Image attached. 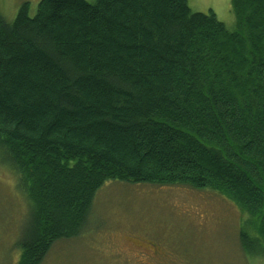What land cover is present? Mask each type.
Returning <instances> with one entry per match:
<instances>
[{
	"label": "trees",
	"instance_id": "16d2710c",
	"mask_svg": "<svg viewBox=\"0 0 264 264\" xmlns=\"http://www.w3.org/2000/svg\"><path fill=\"white\" fill-rule=\"evenodd\" d=\"M29 9L0 13V163L28 210L14 264L86 232L111 182L221 195L264 259V0H232L234 28L189 0Z\"/></svg>",
	"mask_w": 264,
	"mask_h": 264
},
{
	"label": "rangeland",
	"instance_id": "374dc122",
	"mask_svg": "<svg viewBox=\"0 0 264 264\" xmlns=\"http://www.w3.org/2000/svg\"><path fill=\"white\" fill-rule=\"evenodd\" d=\"M25 1L35 15L40 0H0V13L12 21ZM189 5L236 26L232 0ZM15 184L16 175L0 163V264L17 262L28 212ZM96 196L90 228L55 242L42 264H264L240 244L238 208L213 191L111 182Z\"/></svg>",
	"mask_w": 264,
	"mask_h": 264
},
{
	"label": "bare ground",
	"instance_id": "6f19581e",
	"mask_svg": "<svg viewBox=\"0 0 264 264\" xmlns=\"http://www.w3.org/2000/svg\"><path fill=\"white\" fill-rule=\"evenodd\" d=\"M27 200V199H26Z\"/></svg>",
	"mask_w": 264,
	"mask_h": 264
}]
</instances>
